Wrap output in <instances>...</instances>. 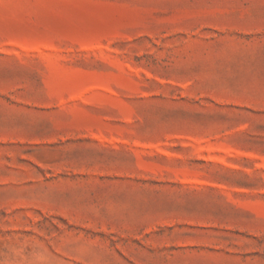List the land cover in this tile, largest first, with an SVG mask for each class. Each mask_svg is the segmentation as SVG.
<instances>
[{"label": "rangeland", "instance_id": "374dc122", "mask_svg": "<svg viewBox=\"0 0 264 264\" xmlns=\"http://www.w3.org/2000/svg\"><path fill=\"white\" fill-rule=\"evenodd\" d=\"M0 264H264V0H0Z\"/></svg>", "mask_w": 264, "mask_h": 264}]
</instances>
